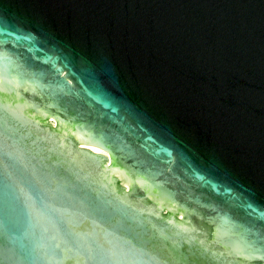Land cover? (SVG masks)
<instances>
[{
	"label": "water",
	"instance_id": "obj_1",
	"mask_svg": "<svg viewBox=\"0 0 264 264\" xmlns=\"http://www.w3.org/2000/svg\"><path fill=\"white\" fill-rule=\"evenodd\" d=\"M0 264H264V0H0Z\"/></svg>",
	"mask_w": 264,
	"mask_h": 264
},
{
	"label": "bare ground",
	"instance_id": "obj_2",
	"mask_svg": "<svg viewBox=\"0 0 264 264\" xmlns=\"http://www.w3.org/2000/svg\"><path fill=\"white\" fill-rule=\"evenodd\" d=\"M49 120H50V121H49ZM45 121H49V122L52 123V125L58 126V125L56 124V121L53 120V119H47V120H45ZM68 129H69V131H70L72 134H74V136H75L76 138H78L77 133H76L71 127H69ZM99 152H104V151H99Z\"/></svg>",
	"mask_w": 264,
	"mask_h": 264
}]
</instances>
